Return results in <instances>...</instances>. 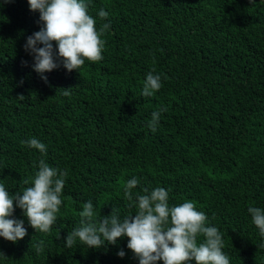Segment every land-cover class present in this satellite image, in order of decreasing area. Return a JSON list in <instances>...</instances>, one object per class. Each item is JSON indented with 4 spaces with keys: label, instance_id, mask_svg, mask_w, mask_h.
I'll list each match as a JSON object with an SVG mask.
<instances>
[{
    "label": "trees",
    "instance_id": "16d2710c",
    "mask_svg": "<svg viewBox=\"0 0 264 264\" xmlns=\"http://www.w3.org/2000/svg\"><path fill=\"white\" fill-rule=\"evenodd\" d=\"M85 3L98 31L110 25L103 59L72 72L58 59L45 82L24 48L43 27L39 11L28 0H0V184L22 192L41 159L67 172L49 233L36 232L14 202L11 218L24 220L27 235L0 237V264H139L127 237L66 247L88 201L97 221L113 208L121 218L136 213L124 196L132 178L134 198L163 187L170 207L194 202L221 232L230 264H264V237L248 212L264 209V0ZM100 9L109 15L101 19ZM149 72L162 87L144 97ZM160 108L167 111L153 133ZM32 138L46 153L27 145Z\"/></svg>",
    "mask_w": 264,
    "mask_h": 264
},
{
    "label": "clouds",
    "instance_id": "9594fccd",
    "mask_svg": "<svg viewBox=\"0 0 264 264\" xmlns=\"http://www.w3.org/2000/svg\"><path fill=\"white\" fill-rule=\"evenodd\" d=\"M28 3L33 12L39 11L43 27L27 37L24 48L33 56V69L45 82L47 76L43 74L60 67L58 59L69 72L78 71L86 60L98 62L103 59L105 41L101 37L110 25L105 23L98 31L85 0H28ZM98 15L104 19L109 14L100 9ZM53 42L58 46V53ZM161 87L160 75L149 72L142 96H153ZM64 95H69L67 89ZM23 99L21 95L19 100ZM166 111L167 108H160L152 113L148 127L153 133L157 130L161 112ZM26 143L46 153V146L35 138ZM66 176L67 172L50 167L41 159L35 177L23 181L31 186L22 192L10 195L0 184V237L15 243L27 235L24 220L11 218L15 212L14 202L36 232L49 233L63 203L61 196ZM138 183L132 178L124 184L125 199L137 208L134 215L121 218L113 208L110 215L97 221L93 203L88 201L79 212V226L68 232L66 247L71 249L79 241L88 248L99 249L127 237V247L139 259V264H158L161 260L163 264H191L193 260L195 264H230L222 251L221 232L214 226H206L208 217L196 209L194 202L170 207L168 191L163 187L151 191L145 188V194L137 193L134 198L133 189ZM248 212L260 236L264 237V209L250 206ZM201 235L204 241L198 244L197 238ZM33 247L37 253L42 252L44 241ZM117 255L123 258L125 252L121 250Z\"/></svg>",
    "mask_w": 264,
    "mask_h": 264
}]
</instances>
